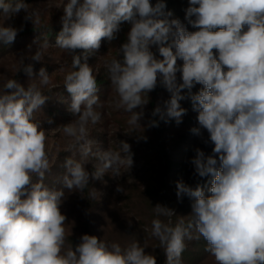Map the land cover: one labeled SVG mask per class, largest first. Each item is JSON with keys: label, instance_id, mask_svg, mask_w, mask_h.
Wrapping results in <instances>:
<instances>
[{"label": "clouds", "instance_id": "clouds-1", "mask_svg": "<svg viewBox=\"0 0 264 264\" xmlns=\"http://www.w3.org/2000/svg\"><path fill=\"white\" fill-rule=\"evenodd\" d=\"M62 7L55 45L70 54L84 50L72 56L74 70L64 80L76 119L63 125V132L73 138L68 150L78 148L81 160H65L60 187L44 183L51 164L46 131L34 113L47 99L40 86L49 83V74L41 68L39 85L33 79L27 88L8 79L0 88V264H157L139 241L122 247L83 234L75 248L65 247V189L81 193L90 179L102 180L109 172L119 177L121 167L129 170L133 165L124 141L118 152L93 151L88 128L101 119L89 56L102 39L115 40L124 22L130 25L127 40L119 47V58L105 67L119 97L116 106L131 113L128 123L142 127L148 93L159 83L170 98L151 115L180 124L187 112L180 101L188 98L199 124L190 131L202 136L201 129L206 130L204 143L213 145L211 154L197 148L191 159L196 175L212 178L208 194L182 178L176 182L178 200L187 196L193 201L187 223L180 219L173 226L172 209L153 207L157 216L169 217L166 222L154 219L151 233L165 252L166 264H182L186 241L201 238L215 264H264V0H189L185 20L197 29L193 32L179 19H168L172 13L165 12L163 0L154 6L150 0H67ZM21 10L26 20L38 23L36 12L23 0H0V42L15 40L18 29L5 26V21ZM29 58L39 62L43 55L37 49ZM21 64L18 71L31 77L32 65L24 58ZM178 71L182 83L177 82ZM196 84L202 87L193 93ZM148 126L158 122L151 120ZM88 156L98 161L91 173L84 161ZM97 193L92 188L90 196Z\"/></svg>", "mask_w": 264, "mask_h": 264}, {"label": "rangeland", "instance_id": "rangeland-1", "mask_svg": "<svg viewBox=\"0 0 264 264\" xmlns=\"http://www.w3.org/2000/svg\"><path fill=\"white\" fill-rule=\"evenodd\" d=\"M157 0H150L154 6ZM67 0H29L26 4L30 10L36 12L34 21L26 20L27 13L23 10L5 21V26L18 29L15 40L0 52V88L8 79H16L25 88L30 81L39 85L38 74L44 68L49 74V83L40 86L41 92L47 97L40 110L34 113L40 128L46 131V150L49 154L51 171L46 175L44 183L49 187H60L65 175L64 162L71 157L81 160L79 149L69 151V144L73 138L63 132V125L72 122L76 116L69 110L71 96L63 93L65 76L72 68V56L81 53H68L55 45V41L36 40V36H25V32L31 28L41 26L61 27V17L64 15L62 5ZM16 3V2H14ZM166 12V11H165ZM171 19H179L188 31L194 29L187 23L172 14ZM0 23L3 17L0 16ZM130 25L126 22L121 26L117 38L111 43L107 39L101 40V46L93 50L88 63L93 69V74L101 85L97 92L99 106L96 111L101 113V119L95 125L91 123L89 139L92 141L93 151L96 148L112 151H120V142L130 145L133 165L129 170L121 167L124 172L119 177H114L110 172L105 173L102 180L90 179V184L80 193L68 192L65 189L66 198L61 205V212L66 216V229L68 240L65 247L73 248L80 242L83 234L94 235L108 244L119 243L122 247L133 241H139L145 246V252L156 257L157 264H166V255L160 247L159 240L152 236V221L161 219L167 221L169 217L157 216L153 207L157 204L172 209L175 213L170 219L175 226L180 219L187 223L192 212V199L184 196L178 200L176 195V182L183 179L185 183L195 188L197 185L204 187L206 194L210 186L211 177H199L195 174L191 159L195 156V149L200 148L205 154H211L213 145L205 144L208 133L201 129L202 136L193 134L190 130L199 127L198 113L193 111L191 100L186 98L180 101L181 107L187 110L182 117V122L177 124L174 119L167 122L159 116L153 117V110L170 98V93L159 83L156 88L148 93L149 103L144 106V116L139 121L142 127L128 123L131 113L118 108L119 97L111 85L106 62L119 58V47L127 40ZM25 37V39H24ZM23 39V40H22ZM39 49L42 52V61H34L29 57ZM154 52L155 47L152 49ZM215 51V50H214ZM157 56L159 55L156 53ZM21 58L25 64H31L33 75L29 77L23 70ZM183 61L177 60V65L182 66ZM177 82L182 83L181 72L176 73ZM202 85L196 84L192 92L197 93ZM182 94L186 95L187 90ZM135 111H140L136 109ZM56 115V117H55ZM151 120H156L158 126H148ZM51 121V123H49ZM187 143V144H186ZM165 154L175 163L182 164L175 167L173 173L164 176ZM87 170L91 173L93 165L98 161L93 156L84 158ZM117 186L123 191H117ZM92 188L97 190L95 198L90 196ZM100 194V195H99ZM206 243L203 238L186 241V248L182 253V264H215L206 250L197 248L199 243Z\"/></svg>", "mask_w": 264, "mask_h": 264}, {"label": "trees", "instance_id": "trees-1", "mask_svg": "<svg viewBox=\"0 0 264 264\" xmlns=\"http://www.w3.org/2000/svg\"><path fill=\"white\" fill-rule=\"evenodd\" d=\"M28 1L29 0H23L24 3L28 2ZM5 2H8V0H5ZM11 2L12 3L17 2V0H11ZM157 2H158V0L155 1V3H157ZM163 2L166 4V8H165L166 12L170 11L172 14H174L178 18L185 20V11L184 10L189 6V0H163ZM125 23L126 22H124L123 24H125ZM61 28H62V26L61 27L41 26L39 28H31L25 32V34H26L25 36H27V38H28V37L35 35L36 36L35 39L39 40V41L40 40L46 41L48 39L55 41L58 33L61 30ZM24 39H25V37H24ZM7 45H9V44H4L3 42H0V52L3 51V49L6 48ZM83 51L84 50H82V49H76L75 50L76 53H82ZM100 83H101L100 81H97L98 88L101 85ZM65 91H67L66 88H64L61 93L65 92ZM68 95H70V93H68ZM55 117H56V115H55ZM181 166H182V164L173 162V160H171L165 154L164 176L173 173L175 167H181ZM197 248L200 250H203V249L205 250L206 249V243L205 242L199 243V245H197Z\"/></svg>", "mask_w": 264, "mask_h": 264}]
</instances>
